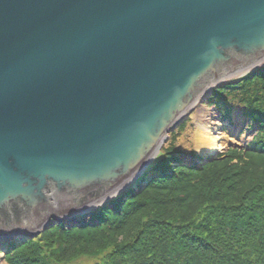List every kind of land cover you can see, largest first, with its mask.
<instances>
[{"label":"water","instance_id":"water-1","mask_svg":"<svg viewBox=\"0 0 264 264\" xmlns=\"http://www.w3.org/2000/svg\"><path fill=\"white\" fill-rule=\"evenodd\" d=\"M259 67L264 0H0V236L96 207Z\"/></svg>","mask_w":264,"mask_h":264},{"label":"trees","instance_id":"trees-1","mask_svg":"<svg viewBox=\"0 0 264 264\" xmlns=\"http://www.w3.org/2000/svg\"><path fill=\"white\" fill-rule=\"evenodd\" d=\"M208 103L222 119L238 110L251 121L247 149L201 164L159 156L137 187L87 221L59 224L55 239L10 244V264H264V69L214 90Z\"/></svg>","mask_w":264,"mask_h":264},{"label":"rangeland","instance_id":"rangeland-1","mask_svg":"<svg viewBox=\"0 0 264 264\" xmlns=\"http://www.w3.org/2000/svg\"><path fill=\"white\" fill-rule=\"evenodd\" d=\"M208 95L209 94L203 95L200 98L199 102L196 104L193 111L186 117L183 123L168 136L167 141L162 145L160 150L152 157L151 161H149V163L147 164L146 166L147 170L149 169V167H151V165L153 164V161H155L157 157L160 156L159 158H163V159L170 158L172 156L171 154H173V156L177 157L184 163L199 162V158H195V156L201 155L203 151L198 147V143H196L194 139V136L197 134V132L200 129L197 123L201 122L202 124L200 125L208 129L210 125L207 124V121L209 120L210 116H212V114L215 115L214 122L217 123L216 124L217 133L218 135L221 134L220 139H219V144H221L222 142H226V144L224 146H220L219 148L220 150L216 151L217 153L216 154L214 153L213 157L208 162L213 161L217 157L225 155L227 152H229L232 149H238V150L247 149V145L250 142V138L253 135V133L250 131L251 126L247 125L246 123H242L240 128H236V126L233 123V118H232L230 122L231 124H233L234 127L233 128L227 127L222 122V119L219 117L216 109L208 103V99L210 98V96ZM233 116L237 117V116H241V114L238 110H235L231 113V117ZM246 125L248 127H246ZM144 174L145 172L141 173V175H144ZM137 180L138 178H136V180H132L130 182V185L135 184ZM126 185L121 187L118 192L122 191L120 193H123L126 189L125 188ZM56 226L58 225L54 223L53 226H51L50 228L46 229L45 231H41L36 236L29 238L25 240L24 242H27V241L31 242L34 240L38 241L40 240L39 237H41V235L43 234H48V236L42 237V239H45V240L55 239L52 236H49V232H51L53 228ZM4 243H5V239L4 237L1 236L0 237V264H10L9 259L11 258L13 252L9 254H5L1 248L4 246L7 247L8 245ZM49 244L51 245V248L49 251L53 249L55 250L56 245H58V243L56 242H51ZM95 262L96 260H92L89 258L87 259L81 258L70 264H95Z\"/></svg>","mask_w":264,"mask_h":264},{"label":"bare ground","instance_id":"bare-ground-1","mask_svg":"<svg viewBox=\"0 0 264 264\" xmlns=\"http://www.w3.org/2000/svg\"><path fill=\"white\" fill-rule=\"evenodd\" d=\"M260 68L261 67H259V69ZM229 77H227L226 80L234 83V82L240 80L242 76L241 77H238L237 75H235V77H232V76H229ZM214 120H215V115L212 114V116H210L209 120L207 121V124L210 125L209 128H211V129H209V128L206 129L205 127H202V125H200V124H202L201 122L197 123V125L199 126L200 129L197 132V134L194 136V139H195V142L198 143V147L203 151L201 153V155H196L195 156V158H199V162H200V160L207 159L210 156H213V154L216 151L220 150L219 149L220 146H224L226 144V142H222L221 144H219V139H220V135L221 134L218 135L217 130H216L217 129V127H216V124L217 123L214 122ZM233 123L236 126V128H240L241 125H242V123H243V118H240V117H236L235 116L233 118ZM147 171L148 170L145 167V169L143 170V172L146 173ZM140 175L141 174H139L138 176H140ZM138 176H137V178H138ZM149 176L150 175H148L147 177H149ZM133 180H135V179H133ZM130 182H131V180L127 184H130ZM113 195L114 194L109 195L104 201L110 200L111 198H113L115 196V195L114 196ZM101 203L102 202H100L99 204H101ZM105 204H107V203H105ZM97 206H98V204H97ZM96 209H98V207ZM96 209L95 208H92V207H88V209H86V210H89V212L91 214V212L92 211H95ZM83 212L84 211H81V212H79V214H81ZM90 214H89L88 218L90 217ZM79 220L80 219H77V220H75V222H74V220H71V221H69L68 223H65V224H66L67 227L74 226V225H77V224L80 223ZM1 249H6V246L2 247Z\"/></svg>","mask_w":264,"mask_h":264}]
</instances>
